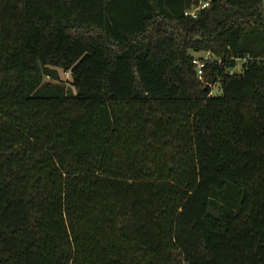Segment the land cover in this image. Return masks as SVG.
Wrapping results in <instances>:
<instances>
[{
    "label": "trees",
    "instance_id": "1",
    "mask_svg": "<svg viewBox=\"0 0 264 264\" xmlns=\"http://www.w3.org/2000/svg\"><path fill=\"white\" fill-rule=\"evenodd\" d=\"M185 8L0 0V264H264L263 0Z\"/></svg>",
    "mask_w": 264,
    "mask_h": 264
},
{
    "label": "built area",
    "instance_id": "2",
    "mask_svg": "<svg viewBox=\"0 0 264 264\" xmlns=\"http://www.w3.org/2000/svg\"><path fill=\"white\" fill-rule=\"evenodd\" d=\"M212 1L213 0H184L186 4V8L184 10L183 15L189 19L196 20L201 16V14L205 10L211 7ZM263 5H264V0H263ZM214 60L216 59L214 58L211 52H204L196 56L192 60V65L194 66V69L196 71L197 78L202 79V77L205 74V70L207 66L210 63H212ZM235 71L239 72L240 68L239 70H235ZM212 90H213V86H212Z\"/></svg>",
    "mask_w": 264,
    "mask_h": 264
},
{
    "label": "rangeland",
    "instance_id": "3",
    "mask_svg": "<svg viewBox=\"0 0 264 264\" xmlns=\"http://www.w3.org/2000/svg\"><path fill=\"white\" fill-rule=\"evenodd\" d=\"M239 68H240V66H238L237 68H236V70H239ZM205 75H206V72H205V74H204V76L202 77V79H200L201 80V82H203V83H206L207 81H206V79H205ZM60 77H61V79L63 80V81H67V80H69V74L68 73H62V72H60ZM212 92H213V94H219V90H218V84H215L214 86H213V90H212Z\"/></svg>",
    "mask_w": 264,
    "mask_h": 264
}]
</instances>
